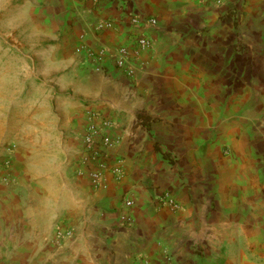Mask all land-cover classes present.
Segmentation results:
<instances>
[{
	"label": "crops",
	"instance_id": "crops-1",
	"mask_svg": "<svg viewBox=\"0 0 264 264\" xmlns=\"http://www.w3.org/2000/svg\"><path fill=\"white\" fill-rule=\"evenodd\" d=\"M91 112L124 169L106 190ZM0 264H264V0H0Z\"/></svg>",
	"mask_w": 264,
	"mask_h": 264
},
{
	"label": "built area",
	"instance_id": "built-area-1",
	"mask_svg": "<svg viewBox=\"0 0 264 264\" xmlns=\"http://www.w3.org/2000/svg\"><path fill=\"white\" fill-rule=\"evenodd\" d=\"M98 2L99 0H93ZM133 24L140 25L142 22L151 26H157V19H132ZM114 23H101L98 25L99 30L113 28ZM153 46V42L148 37L140 36L137 39L138 51L148 50ZM88 56L97 64L98 70L101 69L105 62L106 52L100 51L95 54L87 51ZM135 57L128 48L122 47L116 53V66L117 68L124 70L128 77H133L136 74L135 63L132 62V57ZM88 127L83 137V156L81 165L86 169L85 174L91 182L92 187L95 190H106L108 186L104 182L108 174L113 175L116 181H120L124 177V169L121 163V159L114 157L110 150L115 145L108 136V131L113 127V121L108 118H103L100 113L91 112L88 115ZM101 121V123H99ZM160 202L169 207L172 211H178L180 204L170 195L165 194ZM124 206L126 209H131L134 206V201L131 199L124 200ZM121 222L124 224H132L133 219L123 214ZM71 233L62 231L57 232L58 241L63 240L64 237L70 236Z\"/></svg>",
	"mask_w": 264,
	"mask_h": 264
},
{
	"label": "trees",
	"instance_id": "trees-1",
	"mask_svg": "<svg viewBox=\"0 0 264 264\" xmlns=\"http://www.w3.org/2000/svg\"><path fill=\"white\" fill-rule=\"evenodd\" d=\"M143 119H144L143 116L140 115L139 116V120L142 122L143 125H146L147 123Z\"/></svg>",
	"mask_w": 264,
	"mask_h": 264
}]
</instances>
